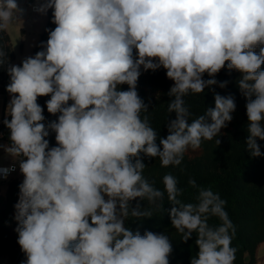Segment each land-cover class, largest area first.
Instances as JSON below:
<instances>
[{
	"label": "clouds",
	"instance_id": "clouds-1",
	"mask_svg": "<svg viewBox=\"0 0 264 264\" xmlns=\"http://www.w3.org/2000/svg\"><path fill=\"white\" fill-rule=\"evenodd\" d=\"M49 9L56 26L46 29L43 50L6 69L11 119L3 123L10 144L0 147L19 161L23 175L14 205L22 264H170L168 236L126 226L152 217L132 201L162 209L157 201L165 193L182 240L196 233L198 252L190 264H234L225 201L201 189L198 203H182L172 174L163 176V190L145 178L141 154L159 158L162 167L178 166L186 152L227 127L236 109L233 96L214 92L215 107L191 123L184 99L214 85L225 88L228 81L215 76L226 67L241 73L236 84L247 101L246 149L251 157L264 155L257 143L264 141V0H44L34 10ZM23 12L17 0H0V30ZM7 63L0 48V67ZM161 67L174 81L167 110L175 119L158 144L141 115L148 105L137 83L141 68ZM124 84L126 91L119 89ZM41 96H50L47 111L58 116L47 124ZM50 132L57 146H49ZM12 171L15 164L0 168V175L6 179ZM209 216L222 223L210 226Z\"/></svg>",
	"mask_w": 264,
	"mask_h": 264
},
{
	"label": "trees",
	"instance_id": "trees-1",
	"mask_svg": "<svg viewBox=\"0 0 264 264\" xmlns=\"http://www.w3.org/2000/svg\"><path fill=\"white\" fill-rule=\"evenodd\" d=\"M44 2V0H41ZM52 9L47 12V20L42 33L32 51L34 56L38 51L43 50L42 43H46L48 32L46 29H54L52 23ZM0 48L7 53V61L3 67H0V95H4L7 83V66L14 59L9 36L6 31L0 30ZM258 54L259 48L256 49ZM135 54V52H134ZM22 62V61H21ZM21 62L18 65H21ZM264 70V65L261 66ZM241 77V73L226 67L222 69L215 79L218 82L228 81L225 88L214 85L206 88L203 93L189 94L184 97L190 110L188 122L205 114L207 108L215 107L214 92L221 96L231 95L234 97L236 109L232 113L233 119L222 128L220 134L214 137L212 141H204L199 149L189 150L185 153L182 162L169 167H162L159 158H149L141 154V159L146 165L143 175L150 182H155V187L163 190L162 178L165 174H172L178 181V188L181 189L177 196L182 203L199 202V192L201 189H211L215 194L225 201V211L231 222L232 228L229 233L232 236L231 245L236 249V259L234 264H255L256 250L258 246L264 243V155L260 157H251L245 146L247 139V115L246 98L242 96L237 87L236 81ZM210 77L205 74L203 79ZM174 81L167 78L166 70L161 67L155 71H144L141 68V75L137 83V91L141 99L148 105V111L142 113L146 116L150 125L158 134L157 143L160 138H166L169 134L167 123L175 119V113H168V103L173 99L167 93L173 86ZM122 91L128 90V85H120ZM50 96L38 97V103L43 108L45 116L44 123L47 124L56 120L58 116L48 113L46 101ZM71 104V101L69 102ZM11 119L10 116H2L0 122L1 140L7 145L10 144V130L4 125V119ZM210 122V120H209ZM49 140V146H57L55 133L50 132L46 138ZM219 139V145L215 141ZM260 145L261 153L264 154V141L257 140ZM134 162V161H133ZM194 179L196 186L189 184V180ZM22 181L18 179H9L6 181L5 195H0V260H7L9 264H22L26 261L25 254L21 251L18 244V233L15 231L17 221H15L14 205L19 199V185ZM139 202L141 207L147 208L152 212L151 218L142 220H128L126 226L131 230L139 231L141 235L144 232L152 231L154 233L164 234L169 237L173 246V252L170 264H190L192 257H195L198 248L195 245L196 233L184 242L182 234L176 231L172 225L168 209L172 207L167 198V193L162 201V209H157L156 204L148 203L147 200L132 201V206ZM131 219V218H130ZM222 221L215 216H209L208 224L217 227Z\"/></svg>",
	"mask_w": 264,
	"mask_h": 264
},
{
	"label": "crops",
	"instance_id": "crops-1",
	"mask_svg": "<svg viewBox=\"0 0 264 264\" xmlns=\"http://www.w3.org/2000/svg\"><path fill=\"white\" fill-rule=\"evenodd\" d=\"M40 1V0H39ZM19 6L24 9V12L22 15L17 14L16 21L18 22V28L20 29V38L21 43L19 45V55L14 54V59L11 62V65H18L24 58L31 56L32 51L39 39L40 34L42 33L46 20H47V13L46 14H40L39 12H33L31 11V6L29 7L28 4H30L31 0H17ZM38 2V1H37ZM41 3H32V5H36L37 7ZM6 31V29H4ZM7 33V32H6ZM8 35V34H7ZM13 51V50H12ZM10 82V77L7 74V83L6 87ZM10 94L5 91L4 95H0V119L2 116L6 115V108L10 101ZM4 141L1 140V134H0V143ZM5 145H7L5 143ZM15 164V171H12L10 176L5 179H0V195H5L6 192V181L9 179H19L18 176L20 174L18 173L19 168V161H13L11 157H4L2 153H0V167H9L11 165ZM256 263L255 264H264V243L260 244L256 250Z\"/></svg>",
	"mask_w": 264,
	"mask_h": 264
},
{
	"label": "rangeland",
	"instance_id": "rangeland-1",
	"mask_svg": "<svg viewBox=\"0 0 264 264\" xmlns=\"http://www.w3.org/2000/svg\"><path fill=\"white\" fill-rule=\"evenodd\" d=\"M38 1V2H37ZM43 3L41 0H31L29 7L30 6H36V5H32V3ZM6 29V32L9 36V39H10V43H11V48L13 50V52H15V54L19 55V52H18V49H19V45L21 43V38H20V29L18 28V22L16 21V19L7 27L5 28ZM0 145H5V143L1 142ZM0 153L3 154L4 157H10L9 155H7L4 151V149L2 147H0ZM19 170V168H18ZM18 173L20 174L19 179L21 181H23V175L20 173V170L18 171ZM0 264H9L7 260L3 259V260H0Z\"/></svg>",
	"mask_w": 264,
	"mask_h": 264
},
{
	"label": "built area",
	"instance_id": "built-area-1",
	"mask_svg": "<svg viewBox=\"0 0 264 264\" xmlns=\"http://www.w3.org/2000/svg\"><path fill=\"white\" fill-rule=\"evenodd\" d=\"M35 8H37V6H31V11L36 12V11L34 10ZM0 122H1V119H0ZM0 168H2V167H0ZM10 174H11V173H10ZM10 174L7 176V178L10 176ZM7 178H6V179H7ZM0 179H1V180H5V178H3L2 175H0Z\"/></svg>",
	"mask_w": 264,
	"mask_h": 264
}]
</instances>
